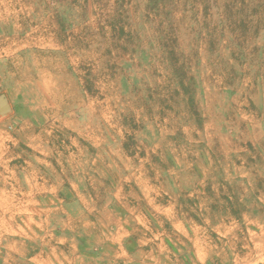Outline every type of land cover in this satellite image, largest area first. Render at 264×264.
I'll return each mask as SVG.
<instances>
[{"label":"rangeland","instance_id":"374dc122","mask_svg":"<svg viewBox=\"0 0 264 264\" xmlns=\"http://www.w3.org/2000/svg\"><path fill=\"white\" fill-rule=\"evenodd\" d=\"M0 264H264V0H0Z\"/></svg>","mask_w":264,"mask_h":264},{"label":"water","instance_id":"95a60500","mask_svg":"<svg viewBox=\"0 0 264 264\" xmlns=\"http://www.w3.org/2000/svg\"><path fill=\"white\" fill-rule=\"evenodd\" d=\"M10 112V107L4 97H0V116L6 115Z\"/></svg>","mask_w":264,"mask_h":264}]
</instances>
